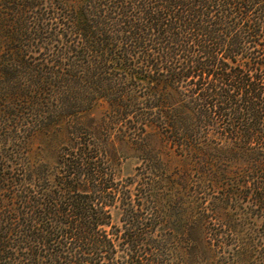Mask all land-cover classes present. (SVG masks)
<instances>
[{"label":"trees","instance_id":"1","mask_svg":"<svg viewBox=\"0 0 264 264\" xmlns=\"http://www.w3.org/2000/svg\"><path fill=\"white\" fill-rule=\"evenodd\" d=\"M0 264H264V0H0Z\"/></svg>","mask_w":264,"mask_h":264},{"label":"rangeland","instance_id":"2","mask_svg":"<svg viewBox=\"0 0 264 264\" xmlns=\"http://www.w3.org/2000/svg\"><path fill=\"white\" fill-rule=\"evenodd\" d=\"M119 162H120V176L121 177H126L128 176L129 174L131 173H134L135 172V169L138 165V160L136 157H134L133 155L131 154H121L119 156Z\"/></svg>","mask_w":264,"mask_h":264}]
</instances>
